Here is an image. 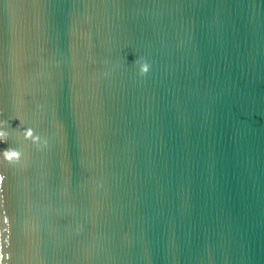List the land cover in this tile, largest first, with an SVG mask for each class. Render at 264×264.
<instances>
[{
  "label": "water",
  "instance_id": "obj_1",
  "mask_svg": "<svg viewBox=\"0 0 264 264\" xmlns=\"http://www.w3.org/2000/svg\"><path fill=\"white\" fill-rule=\"evenodd\" d=\"M0 121V264H264V0H0Z\"/></svg>",
  "mask_w": 264,
  "mask_h": 264
},
{
  "label": "clouds",
  "instance_id": "obj_2",
  "mask_svg": "<svg viewBox=\"0 0 264 264\" xmlns=\"http://www.w3.org/2000/svg\"><path fill=\"white\" fill-rule=\"evenodd\" d=\"M150 70V65L147 62L140 63L139 72L140 75H146ZM8 125L7 121H0V143H7L9 133L6 131ZM23 138L25 140H31L33 143H39L40 137L34 134V130L31 128L24 129L22 132ZM22 153L13 148H7L6 150L0 151V158L3 162L14 163L20 160ZM4 179L3 176H0V182Z\"/></svg>",
  "mask_w": 264,
  "mask_h": 264
}]
</instances>
